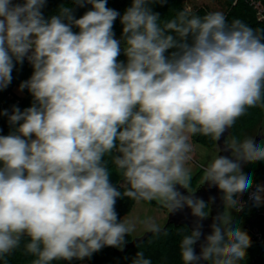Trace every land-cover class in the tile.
Instances as JSON below:
<instances>
[{"label": "clouds", "instance_id": "clouds-1", "mask_svg": "<svg viewBox=\"0 0 264 264\" xmlns=\"http://www.w3.org/2000/svg\"><path fill=\"white\" fill-rule=\"evenodd\" d=\"M47 3L0 0V91L17 64L33 70L19 85L31 106L0 111L12 129L0 135V259L21 247L31 264L123 250L137 227L116 211L128 198L168 214L190 209L182 264H242L253 241L235 214L245 193L264 206V184L244 171L264 162V140L229 130L248 109L264 108V31L220 11L165 19L152 5L168 0H131L123 13L108 0H67L45 16ZM71 5L91 7L77 18ZM195 135L219 148L193 188L186 165ZM205 185L221 193L214 216L216 197L196 195ZM139 223L161 230L151 217ZM131 264L152 261L137 251Z\"/></svg>", "mask_w": 264, "mask_h": 264}, {"label": "trees", "instance_id": "trees-1", "mask_svg": "<svg viewBox=\"0 0 264 264\" xmlns=\"http://www.w3.org/2000/svg\"><path fill=\"white\" fill-rule=\"evenodd\" d=\"M264 4V0H261ZM67 0H48L46 7L43 9L45 16L53 14L62 3H66ZM228 5V11L225 16L229 21L233 19H240L252 28L256 30L264 31V22H260L256 18V13L247 0H238L233 5V0H226ZM131 0H108V7L114 8L121 13L129 7ZM74 9V14L78 18L83 13L90 9V5H86L84 8H79L75 5H71ZM155 12L160 13L162 18L170 19L175 16L179 10H186L183 0H168V3L161 6L159 4L152 5ZM190 12H194L200 15L206 14L208 11L205 7H197ZM122 26L117 20L114 24V32L116 38H120ZM121 61H125L126 57L123 54L119 57ZM31 65L25 60L23 65L17 64L13 70V80L11 84L3 91H0V111L8 110L11 113L12 107L18 106L21 110L31 106L32 97L25 89L21 91L23 94L18 96L15 93V89L19 90V85L22 81L30 78L32 74ZM264 126V108L255 107L248 109L247 113L240 117L236 124L231 129V136H236L241 139L245 137H252L257 134L259 128ZM11 127L8 123L7 116H0V131L4 135L9 134ZM196 142L203 145L208 149L216 147L210 137L202 135L192 136ZM110 180L118 186L123 192L124 187L121 181V177L115 172L114 166L110 165ZM246 173H250L253 176L254 183L264 179V162L246 165L244 167ZM197 177V176H196ZM198 179V178H197ZM196 182H192V186L195 187ZM134 200L128 198H119L116 203V211L119 217L129 210ZM238 223L240 227L246 230L253 241L252 247L248 249V255L242 264H264V218L261 215L259 207L251 206L248 204L245 206L244 211L236 213ZM252 230L262 234V239L258 240ZM187 232L186 227H175L170 225L166 230L153 233L144 242L137 244L135 247L130 248L125 254H115L113 247H105L97 253H94L91 258L84 260H72V261H53L52 264H82L83 262L88 264H131L133 257L137 251H143L146 258L152 261V264H182L180 257L179 243L182 235ZM127 242L131 241L130 236L126 237ZM34 257L24 253L21 249L15 250L12 253L0 259V264H31Z\"/></svg>", "mask_w": 264, "mask_h": 264}, {"label": "rangeland", "instance_id": "rangeland-1", "mask_svg": "<svg viewBox=\"0 0 264 264\" xmlns=\"http://www.w3.org/2000/svg\"><path fill=\"white\" fill-rule=\"evenodd\" d=\"M185 9L187 11H192L197 7H205L208 11H220L224 14L228 11V5L226 0H183ZM237 3V0H233V5ZM22 95V94H21ZM256 135V133H255ZM255 135L252 137L254 138ZM193 147V157L196 160L188 161L187 167L191 170L192 173V182L197 183L202 178V167L201 165H205L213 154L217 152V148L214 147L213 149H208L203 145L199 144L195 141V139L190 137L189 141ZM197 176V177H196ZM198 178V179H197ZM195 185V186H196ZM193 187V186H192ZM195 188V187H193ZM153 218L156 224L163 228L168 219V212L166 209H163L155 204V202H134L128 211H126L121 218L122 219H131L137 221L136 231H134L129 236L133 239L136 237L142 236L145 232H147L143 226V224L139 223V221H143L145 218ZM82 264H88L83 262Z\"/></svg>", "mask_w": 264, "mask_h": 264}, {"label": "water", "instance_id": "water-1", "mask_svg": "<svg viewBox=\"0 0 264 264\" xmlns=\"http://www.w3.org/2000/svg\"><path fill=\"white\" fill-rule=\"evenodd\" d=\"M229 134L231 135V129L229 130ZM225 135H227V133ZM254 138H256L257 142H259L260 140H264V126L263 125L259 128V130H258V132ZM221 146H222V141H221ZM216 148L218 151L219 145L217 143H216ZM221 154L222 155H229V153H224V152H222ZM199 182L197 183V185L199 184ZM180 191L185 192L184 189H180ZM196 195L198 197L203 198L205 201H207L209 199V197H211V196L216 197V202L214 205H212V213H211L212 216L216 215V213L218 211H222V202L220 200L221 193H219V191L216 188L210 189V188H208L207 185H205V186H203L197 190ZM194 220H195V218L191 215L190 209L185 208L183 211L177 212L176 214H168L167 222L163 228H160L161 229L160 232L166 230L167 227L170 225H173L175 227L184 225V226L191 228ZM203 223L205 225V227H204L205 233L209 232L210 229H209L208 225H210V223H211V217L208 220H205ZM152 234H153L152 232L147 231L142 236L133 238L131 241L126 243V246L123 250L113 248L114 253L119 254V255L125 254L130 248H133L137 244L144 242ZM197 251H198V248H197Z\"/></svg>", "mask_w": 264, "mask_h": 264}, {"label": "built area", "instance_id": "built-area-1", "mask_svg": "<svg viewBox=\"0 0 264 264\" xmlns=\"http://www.w3.org/2000/svg\"><path fill=\"white\" fill-rule=\"evenodd\" d=\"M247 1L251 5V7L254 9V11L256 13L257 20L260 21V22H264V4H263V2L261 0H247ZM14 91H15V93H17L18 96H21V94L18 93V91L16 89ZM0 135H4L2 131H0ZM192 149H193V147H192ZM190 155H191L192 158L189 161H194L195 162L196 160L193 157V151H192V153ZM257 184H264V179L258 181ZM242 200L246 202V205L249 204V203H247V201H248V193L244 194V196L242 197ZM259 208L261 210V215L264 218V206H261ZM252 232L256 235L258 240L262 239V237H263L262 234L257 232V230H252Z\"/></svg>", "mask_w": 264, "mask_h": 264}, {"label": "crops", "instance_id": "crops-1", "mask_svg": "<svg viewBox=\"0 0 264 264\" xmlns=\"http://www.w3.org/2000/svg\"><path fill=\"white\" fill-rule=\"evenodd\" d=\"M17 91H18V93L23 94L20 90H17Z\"/></svg>", "mask_w": 264, "mask_h": 264}]
</instances>
